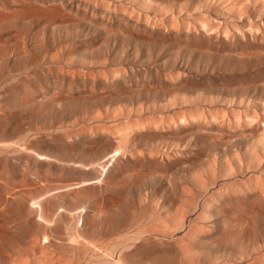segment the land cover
Listing matches in <instances>:
<instances>
[{
	"label": "rangeland",
	"instance_id": "1",
	"mask_svg": "<svg viewBox=\"0 0 264 264\" xmlns=\"http://www.w3.org/2000/svg\"><path fill=\"white\" fill-rule=\"evenodd\" d=\"M110 1V3L107 2L111 5H129L128 9L130 8L132 12L135 11L133 12L135 15L132 16V12L129 10L131 13L128 11L129 13L127 14L132 16L129 21L117 22L114 20L111 22L112 25L104 24L99 20V16H95L93 20L90 18H83L79 19L80 21L77 20L74 23L72 22L71 27L75 26V24L77 25L76 29H79L82 34L81 40L86 41L87 51L89 52L97 51L98 46L96 44L100 43L103 47L112 46L113 44V56L118 64L117 67L120 69L124 67L125 70L122 69L124 71V73H122L123 76L121 75V78L119 76L122 72L121 70L118 74L119 78L117 77L113 86L97 85L98 87L96 86L93 89L91 87L78 88L80 91H84L81 97L79 94L80 91L77 88L70 90L71 92L69 94L59 92L58 94L60 97L65 95L69 98L65 100L58 97L53 100L52 103L56 105L55 114L60 105L62 106L66 124L70 123V119L68 118V111L70 109L74 110L77 115L80 116L84 113H90L92 106L96 105L99 109L105 110L107 106L111 104L115 106L118 105L119 101L122 102L120 103L121 106L127 110L123 109L124 111H121L123 107L121 108L120 105L116 106L118 112L119 110L122 112H120L121 115H123L124 112L126 115L131 116V120L133 121L137 118V120L135 119L136 122L146 121L143 120L144 117H146L147 120L150 119L151 128L150 125L148 126L149 129L152 130H150V133L153 135L147 136L148 138H144L145 136L138 137L134 131V135L131 137L132 139L135 138V140L132 141L136 144L130 142L131 145L129 144V149L131 151L129 150V152L132 154L136 153L135 155H127V158L134 161V157L138 156V154L140 155L142 150L143 154H146L145 157L148 163L146 165L134 164L128 167L123 166L120 168V175L111 182L108 189L96 194L83 191L80 195L81 199L75 198L70 192L64 193V191L60 189L49 192L48 196L52 198V206L56 209L54 217H56L59 212H65L69 215V219L71 218V221L67 220V217L63 218V222L60 226V237L67 235L72 228L73 217H71L69 209L73 207V204L77 205L78 203L77 207H81L87 203H96L102 200L107 201L111 197H115L120 199L116 208L117 212L112 211L97 215L96 229L100 232L106 230L110 231L113 233L110 235L111 238L125 234L126 230L135 233L146 232L145 235H143L144 237L151 238L157 243L165 244L166 247H168L166 253L153 255L149 259L150 264H155L157 262H159L158 264H165L166 262V264H264V0ZM136 2L139 3L138 5H141L138 6ZM147 2L148 4L146 5ZM153 2H156V4L154 5ZM159 2H161V4H159ZM206 2L210 3L207 5ZM150 4L152 5L149 7ZM156 5L159 6L157 7ZM160 6L164 11H162ZM204 6L208 7L204 8ZM157 8L161 10L157 11ZM139 13L141 16L138 15ZM145 15L147 17L149 16L150 21L146 17L144 18ZM139 16L143 18L140 19L138 18ZM168 17L172 18L174 21L176 19L175 17H177L179 21L176 20L177 23L176 21L175 23H173L174 21L170 22V20H167ZM158 18L161 20L163 19L164 24L161 23L163 20L159 21ZM164 18L169 24L173 23L177 25L179 23L181 26L178 27V29L180 30L176 31L177 27L176 29L173 28V24V26L168 25ZM198 18L202 19L200 20L201 24L203 21L206 23L208 30L206 27H203V25L205 26L204 23L203 25H199ZM207 19H209L210 22H208ZM157 21L163 24V27L160 24H156ZM165 21L167 26L165 25ZM59 22L60 21L55 23ZM42 24V22L35 21L32 27H27L22 23L18 26L24 29L29 38L36 39L40 36L38 27ZM213 24L214 27L215 25L218 27V29H215L216 31L212 29L213 26L211 27ZM198 26H201V28ZM205 30L209 31V35ZM211 30H213V32ZM51 31L52 28L47 29V37L51 35ZM177 71L182 73L183 77ZM171 72H177L182 79L178 77L176 80L179 82H175L176 75L173 73L172 76H170V82L166 74H170ZM94 76L98 77V72L94 74ZM86 79L89 78L86 77ZM54 93V91H50L51 96L54 95ZM180 95H182L181 98ZM71 98L74 99L72 100ZM182 102H185V105H183ZM127 104L130 106L132 105L134 108L128 105V109ZM139 104H141V106L144 104V107H139ZM148 104L151 107H146ZM173 105L174 107H172ZM135 106H138L137 109H135ZM203 106L205 110L207 108L209 110L212 109L210 111H205L203 109L204 113L206 112L207 115L204 113L201 115V117L206 115L205 117H209V119L206 118L207 122L203 120L205 123L202 121V124H198L196 120L195 123V121H193L194 119L192 120L194 113H197V109ZM132 108L136 111L141 112L142 110L143 112L144 110L145 112L142 114L132 110ZM194 108H197V111H195ZM183 109H185L187 113L189 111V113H191V110L195 111L190 115V117L192 116L190 119L188 117L189 113L188 116L187 113H184L189 122L186 117H183L185 121L181 120L182 118L177 120L179 118L177 116L178 113H173V111L181 112ZM213 110L215 111V115L212 114L214 112ZM199 111L203 112L201 108ZM208 111H212V113H208ZM216 111H221L220 113H222V116L221 114L217 115ZM183 112L181 115H183ZM161 113H163L164 116ZM223 113H228L226 114L228 118L226 115H223ZM167 114H169V117L170 115L171 117L177 116L178 118L176 117V120L181 124L178 125V122H175L173 117L174 120L170 117V121H174L175 125L173 122L168 121ZM211 114L212 116H210ZM147 115H149L150 118ZM153 115L154 118H156V116L163 118V123L161 122L162 127H159L160 124H158L162 119L160 117V119H155L156 121L157 119L160 121H153L157 126L153 122L155 126L152 125L151 120L153 117L151 116ZM216 115L218 117L226 116V119L221 118L220 120H216ZM199 116L198 113V116H195V118L200 122L201 118L198 119ZM217 116L216 118H218ZM166 118L168 119L166 121L167 125L165 123ZM202 118L204 119V117ZM222 119L224 122L221 121ZM186 120L189 125L191 124L195 127L191 125L190 127L186 125L187 123H183L186 122ZM121 121L122 123H127V121L120 120L114 122V125H118ZM149 121L147 123H149ZM168 122L170 124L172 123V127L176 125L180 127L176 126L175 130L170 127L171 125H168ZM103 124L104 123H102V125ZM111 124L113 125V123H106L105 126H112ZM121 124L119 125L122 126ZM125 124H123L122 127H124ZM203 124H206L208 127H205ZM114 125L112 126L113 129H115ZM152 126L161 129H155L154 127L152 128ZM181 126L187 127L182 128V130L180 129ZM67 127L68 126L64 128L67 130L69 128ZM250 127L255 129H250ZM144 128H147V126ZM171 128L174 131L171 130ZM256 128H258V131ZM122 129L124 128H121L119 132L118 130L116 131L119 133L118 136L120 138H122V136L125 138L127 132ZM192 130H195V133L192 132ZM116 131L114 130V132ZM157 134H161L162 137ZM155 138L159 143H155ZM172 138L176 139V141ZM169 139L170 142L167 141ZM162 140L169 144L172 141V145L170 144L172 149L170 148L169 150L168 148L170 145ZM153 143H155V145ZM132 145L135 146L131 149ZM160 146L163 147L160 149ZM185 146L187 147L184 148ZM164 147L166 150H164ZM148 152L153 153L152 155L154 158H152L151 154ZM154 152H156L158 156ZM164 153L168 155L166 156ZM168 156H171L170 159ZM214 156L217 157V159H214ZM225 157H228V160H226ZM127 158L122 157L121 159L124 162ZM210 159L212 161L214 159L216 164H214V161H210ZM209 161L210 164H208ZM211 162L215 166L212 167ZM204 165L207 166L205 167ZM214 167L217 170H215ZM213 172L217 173L213 174ZM212 175L213 177L215 175V178H213ZM14 181L17 182V179H14ZM205 181L207 183L209 182V184H204ZM183 186H185V190L188 191L187 193L184 192V188H181ZM186 187L188 189H186ZM125 188H127L128 191H125ZM182 198L187 202L185 203L184 200V202H182ZM189 200L193 205L188 202ZM188 203L190 205H188ZM20 204L21 201H18L19 206ZM203 204L210 205H208L209 207L207 205L205 207ZM178 207H181V210H177ZM182 211L183 215L186 213L188 216H184L185 219L175 220L181 222L177 225L178 223L174 221V216L178 215L179 219L183 218V215H181ZM203 214L204 216H201ZM207 214H209V217ZM211 214L213 216H211ZM175 219H177V216ZM171 223L172 225L176 223L174 224L176 227H181L178 228V231H176L175 227L174 231L172 230L173 227ZM18 224H21L25 228L29 227L33 229L29 224V217H19ZM167 224L170 228L169 232L167 229L168 226H166ZM155 225H158L156 226V230L149 229L155 227ZM161 225L164 226V228ZM159 226L161 229H159ZM184 226L186 227L183 228ZM165 227H167V230ZM191 227L194 231L200 228L198 232L200 231L202 235L200 236L199 233L197 237L201 238L203 242L192 235L194 231ZM182 229H184V231ZM33 230L36 232V229ZM146 230H150L149 233H147L148 231ZM152 230L154 231L152 232ZM189 232L191 234H189ZM194 233L197 234L196 231ZM223 233L225 234L222 235ZM188 234L193 236L192 238H194V240L188 237ZM195 239L197 242H195ZM179 247L185 250V255L183 252L184 250L180 252ZM191 247H193V252L188 249ZM194 248L197 249L196 251L198 253L200 252L201 255L200 253L197 254ZM52 249L50 248V251L55 252V254L60 253L54 247H52ZM190 251L195 256H193ZM176 252L180 253L177 255ZM187 253L191 255L189 256ZM117 256L118 254L115 255L116 258ZM158 258L160 260L162 258V260L157 261L156 259ZM164 260L166 262H164ZM104 261H106V264H115V262H111L107 259H104L101 263L100 260H97L93 264H105ZM134 263L137 264L135 261L128 262L127 264Z\"/></svg>",
	"mask_w": 264,
	"mask_h": 264
},
{
	"label": "bare ground",
	"instance_id": "2",
	"mask_svg": "<svg viewBox=\"0 0 264 264\" xmlns=\"http://www.w3.org/2000/svg\"><path fill=\"white\" fill-rule=\"evenodd\" d=\"M107 1L109 3L111 2L110 0H0V264H93L97 260H100V263H101V261H103L104 259L110 260L111 262L113 261L115 262V264L116 263L117 264H127L128 262H131V261L132 262L135 261L137 264H150L149 259L153 255H156V254L158 255L160 253L164 254V252L166 253V251L168 250V247H166L165 244L157 243L151 238L144 237L143 235H145L146 232L145 233H138V232L135 233V232L126 230L125 234L120 235L115 238H111L110 235H112L113 233H111L110 231H107V230L103 232L98 231L96 229V225H97L96 216L103 214V213H107V212H112V211L115 212L117 210L116 209L117 205L120 202L119 201L120 199L115 198V197H111L107 201H103L101 199L102 201H99L96 203H87L86 205H82L81 207H77L78 203L77 205L73 204V207L69 209V213L71 217H73L72 218L73 219L72 228L67 233V235L60 237V234H61L60 226H61V223L63 222V218L67 217L68 218L67 220H70V221H71V218L69 219V215L65 212H59L57 216L54 217V215L56 214V209L52 206L53 204H52L51 196H48L49 192H51L52 190H56V189H60L64 191V193L70 192L77 199L79 198L81 199L80 195L83 191L87 193L91 192L94 194L103 192L104 190L108 189L110 187L111 182L118 175H120V168H122L123 166L128 167L134 164L146 165L148 163V160L145 157L146 154L144 155L142 150H141V153L138 151L140 155L138 154V156H135V157L133 156L135 158L134 161L131 160L130 158H127V155L128 154L135 155L136 153V152L135 153L133 152L134 154H132L131 152H129L130 150L129 144L130 142H133L132 140H135V138L132 139L131 137L134 135V131L138 137L145 136L144 138H148L147 136L153 135L152 133H150L151 129H149V126H148L150 125V128H151V124L149 121L150 119L147 120V118L144 117L146 119L143 118V120H146V121H142V122L137 121L138 122L137 123L136 122L137 118H135L136 120L133 118L135 121L134 123V121L131 120V116L126 115L124 112H123V115H121L122 113L121 111H124L126 109H124V107L121 106L120 103L122 102L119 101V104L118 103L117 104L120 105L121 108L123 107L121 111L119 110V112L116 108V106L118 105L115 106L114 104L113 105L111 104L109 106H107L108 105L107 104L106 105L107 108L105 110L101 108L99 109V107L96 105L92 106L90 113H84L83 115H80V116H78L74 110L70 109L68 111V118L70 119V123L66 124L65 118L63 115L64 111H63L62 106L60 105L57 113L55 114L56 105L52 103L53 100L60 97V95L58 94L59 92L69 94L71 92L70 90H73L76 88L82 89L84 87L86 88L91 87L93 89L97 85L113 86L117 77L119 78L120 76L121 78V75L123 76L122 73H124L125 70H124V67L123 68L121 67L124 71L120 69L119 67H117L118 64L116 63L115 58L113 56V48H114L113 44L112 46L103 47L100 43L99 44L95 43L98 46L97 51L89 52L87 51L86 41L81 40L82 34L80 33L79 29H76L77 25L75 24V26L71 27L72 22L74 23L77 20L80 21L79 19H83V18H90L93 20L95 16H99L100 17L99 20H101L104 24L112 25L111 22L114 20L117 22L129 21L132 18V16L135 15L133 13L135 11L132 12L130 8L128 9L129 7L128 4H127L128 6H126V4H121L117 6L116 4L115 5L108 4ZM149 1L150 0H148V2ZM148 2L146 3V5L148 4ZM161 2H159V4H161ZM209 3L210 2H208L207 5ZM213 3H212V6H213ZM138 4L139 3H137V5ZM152 4H150L149 7ZM155 4L156 2L154 3V5ZM207 7L204 6V8H207ZM129 10L132 12L131 14L132 16L127 14L130 12ZM156 10L158 11L161 9L157 8ZM142 11H143V8H142ZM162 11H164L163 8H162ZM138 15H140V13ZM140 16L138 18H140ZM145 17L149 19V16L147 17L145 15L144 18ZM175 18H174L175 21L176 20L179 21L177 17ZM160 20L161 19H159V21ZM167 20H170V22L174 21L170 17H168ZM200 20L202 19L200 18L198 23L201 22ZM207 20L208 22H210L209 19ZM35 21H39L43 23L42 25L38 27L40 36L36 39L29 38V36L24 31V29L18 26L19 24L22 23L27 27H32L35 24ZM58 21L60 22L55 23ZM159 21H157L156 24H160L162 26L164 24L163 23L164 20L161 22L163 24H161ZM166 21H165V25L168 23V21L167 23ZM175 21L173 23H175ZM145 22H146V19H145ZM173 23H170V24L168 23V25H172ZM203 23L205 24V26L203 25ZM203 23L202 24L200 23L199 25H203V27H206V23L204 21ZM152 24L151 26L153 27V25L155 24L153 25ZM173 25H174L173 28L176 29L177 27L176 31L180 30L178 29V27L181 26L179 25V23L177 24L178 26L176 24H173ZM198 27L201 28V26H198ZM211 27L213 30L218 29L216 25H215L216 28L214 27V24L211 25ZM48 28H52V31H51L52 33L49 37L46 36V32ZM169 28L172 29L171 27ZM213 30L211 31L213 32ZM208 32L209 31H207V33ZM97 72H98V77L97 76L95 77L94 74H96ZM120 72L121 74L118 76ZM177 72L175 73L171 72L170 74L169 73L166 74L169 77L170 82H171L170 76H172L173 73L176 75L175 80L178 79L180 75L183 77L182 73L178 72L180 74L179 75ZM86 77H88L89 79H86ZM179 78L182 79L181 77ZM177 81L178 80H176L175 82ZM50 91L51 92L54 91L55 92L54 95L51 96ZM82 92L84 91H80L79 93L80 97L82 94H84ZM181 97L182 95H180V98ZM60 98L66 100L69 97L63 95ZM184 103L183 105H185ZM128 105L129 104H127V107ZM142 105L143 106L139 104L138 106L142 108L144 107V104ZM147 106H150V105L148 104L146 105V107ZM129 107H133V106L129 105ZM137 107L135 106V109H137ZM172 107H174V105ZM133 108L132 110H135ZM200 108L202 109V111L203 109L205 110L204 106ZM200 108L199 109L194 108V110L199 111ZM183 110H181V112L173 111V113L174 112L178 113L177 116L179 118L176 116L178 119L172 116L175 119V122H178V125L181 124L179 123V121H177V120H180V118H182L181 120L185 121L183 117H186V119L188 120L187 116L190 111L187 113L185 112L186 111L185 109ZM194 110H191L192 112L189 113V116H188L189 119L192 117V116L190 117V115H192L195 112ZM206 110H209V109L207 108ZM198 111L197 113L195 112L196 115L194 113V117L192 118V120L193 119H194L193 121L196 120L198 124H200L203 120L207 122L206 121L207 117H205L207 115L206 112L204 113V111L203 112L201 111L198 112ZM209 111L208 113H212V111L211 112ZM217 111H216V114L217 115L221 114L222 116V113H220L222 110L220 112H217ZM136 112H140V111H136ZM143 112L145 111L143 110ZM143 112L141 110L140 113L143 114ZM182 112L184 116L181 115ZM184 113L185 114L187 113V116H185ZM198 113L200 115L198 119L201 118L200 122L199 120H197V118H195V116L196 117L198 116ZM202 113L206 114V115L203 114L204 116H202L204 117V119L201 117ZM212 114L215 115V111ZM212 114L210 116H212ZM226 114L223 113V115H226ZM168 115L169 114H167V118L169 120L166 118L165 123L167 120L170 121L171 115L170 117ZM147 116L149 117V115ZM216 116H215L216 120L218 119L220 120L221 118L224 119L226 116L228 118V115L224 117L217 116L218 118H216ZM151 117H153L151 120V123H152L153 121H156L155 119L159 118L160 116H156V118H154V115H153ZM139 118L142 119L141 117ZM159 119H157L156 122L160 121ZM207 119H209V117ZM223 119L221 121H223ZM120 120L127 121L128 124L126 122L122 123L121 121L119 122V124L122 123L121 124L122 126L123 124L126 123L124 127L120 126L118 123H116L118 125H114V122H117ZM187 120L186 122H183V123L186 124ZM148 121L149 123H147ZM162 121H163V118L161 119L160 122H158V124H160L159 127H162L161 126V124L163 123ZM204 121L203 123H205ZM170 122H173V124L175 125L174 121H170ZM100 123L101 125L102 123L104 124L101 126ZM106 123H113L115 129H113L112 124H111L112 126L108 125L109 127L105 126ZM153 123L157 126L155 122ZM153 123L152 125H154ZM171 124L168 122L169 126ZM178 125L176 126L180 127ZM186 125L188 126L189 123H187ZM203 125H205V127L207 126L206 124H203ZM66 126L69 127V128L67 127L68 128L67 130L64 128ZM117 126H119L120 128ZM146 126L147 128H144ZM154 126H152V128ZM176 126L172 127L171 125L170 127L176 130ZM184 126H181L180 129L187 127V126L186 127ZM192 127H195V126L193 125ZM121 128H124L122 130L127 132L126 133L127 135H125L126 136L125 138L123 136L122 138L118 136L119 134L118 132L121 131ZM172 128L171 130H173ZM251 128L253 127H250V129ZM157 129L160 130L161 128H157ZM256 129L258 131V128ZM114 130L115 131L118 130V132L117 131L114 132ZM192 132L195 133V130L194 131L192 130ZM160 135L161 134H159L158 136ZM172 139L176 141V139L174 138ZM163 140H166V139H163ZM154 141L155 143L158 142L156 138ZM167 141L170 142V139ZM178 141H181V140H178ZM163 142H166V141H163ZM155 143L153 144L155 145ZM166 144L172 145V141L170 144L167 142ZM171 145L168 148L169 150L171 148ZM134 146L132 145L131 149ZM174 146H175V143H174ZM161 147L163 146H160V149ZM165 147H164V150H166ZM186 147L187 146H185L184 148ZM137 150H140V149H137ZM158 150H159V147H158ZM154 153L156 154V152ZM150 154H151V157L154 158L152 155L153 153H150ZM215 156H214V159L215 158L217 159L218 155L217 157ZM122 157H126L127 159H125V161L123 162V160L121 159ZM170 157L171 156H168L169 159ZM225 158L226 160H228V157H225ZM210 161L212 160L210 159ZM210 161L209 163L208 162L207 163L210 164ZM225 162H228V161H225ZM214 164H216L215 161H214ZM213 166L215 165H213L212 163V167ZM214 169L217 170L215 167ZM216 173L213 172V174H216ZM213 178H215V175ZM14 179H17V182H15ZM204 184L208 185L209 182L207 183L205 181ZM184 187L185 186L181 188H184ZM187 187L186 189H188ZM202 189H203V186H202ZM126 190L127 188H125V191ZM184 192L187 193L188 191L185 190ZM184 192L182 190L183 194ZM183 200L185 201V203L187 202L185 199L182 198V202H184ZM18 201H21L20 206L18 205ZM188 202L190 203V200ZM189 203L188 205L191 204ZM210 204H205V205L203 204V205L206 207V205L208 206ZM177 210H181V207H178ZM181 213H182L181 215H183V211ZM209 214H207L208 217H209ZM186 215L187 214L185 213V215H183V218H180V219L178 218V215H176L177 219H175L176 216H174V221L185 219ZM21 216L29 217V224L33 227V229H36V232L29 227L25 228L21 224H18L19 217ZM201 216H204V214ZM211 216L213 215L211 214ZM179 222H177L178 223L177 225H179ZM174 224L172 225L171 223L173 227L172 230L175 231L176 226ZM156 226L158 225H155V227H152L149 229L156 230L157 229ZM166 226H168V224ZM162 227L164 228V226ZM180 227H176V231H178V228ZM185 227L186 226H184L183 228ZM166 228L167 227H165V229ZM159 229H161V227ZM167 229L169 232V229H170L169 226ZM182 230L184 231V229ZM192 230L194 231V229ZM198 230L197 229L195 230L196 233L198 232ZM149 231L147 233H149ZM153 231L154 230H152V232ZM193 233L192 235L197 237L200 231L197 234L195 233L193 234ZM189 234L191 233L189 232ZM189 234H188V237L192 238L193 236H190ZM224 234L225 233H223L222 235ZM199 235L201 236L202 234L200 233ZM192 239L194 240V238ZM197 239H200L202 241L201 238L197 237ZM195 242H197V240ZM52 247H54L60 253L55 254V252L50 251V248L52 249ZM193 247L188 248V249L192 251ZM179 248H180L179 249L180 252L184 250V249L182 250L181 247ZM196 250L197 249H195V251ZM191 251L190 253L193 252ZM180 252H176V254L178 255V253ZM183 252L185 255L186 253L185 250ZM199 253L197 252V254ZM116 254H118L117 258L115 257ZM158 259L156 260L157 261L162 260V258L161 260L160 259L158 260ZM164 262L166 261L164 260ZM104 263L106 264V261H104ZM158 263L159 262L155 264H158Z\"/></svg>",
	"mask_w": 264,
	"mask_h": 264
}]
</instances>
